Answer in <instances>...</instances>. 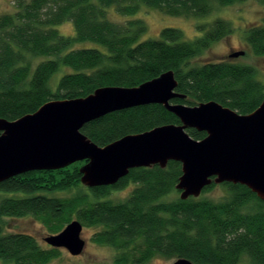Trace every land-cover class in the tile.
I'll list each match as a JSON object with an SVG mask.
<instances>
[{"label": "trees", "instance_id": "obj_1", "mask_svg": "<svg viewBox=\"0 0 264 264\" xmlns=\"http://www.w3.org/2000/svg\"><path fill=\"white\" fill-rule=\"evenodd\" d=\"M245 1L16 0L14 12L0 14V118L15 121L47 102L87 97L101 87H137L168 71L175 73L177 92L186 96L174 103L216 101L251 114L264 100L255 67L195 61L234 32L230 22L199 25L202 35L194 39L169 27L153 39L137 17L143 8L170 17H205ZM112 12L125 19H111ZM66 23H72L73 35L59 31ZM245 39L255 56H264V20L248 29ZM168 124L181 122L154 104L111 113L82 132L106 146ZM187 132L196 140L206 136ZM84 164L30 172L0 184V264H54L62 256V249L43 247L31 234L6 231L7 219L25 217L40 221L50 235L73 220L97 228L93 241L117 251L112 264H147L156 257L188 258L194 264H242L248 258L251 264H264V202L247 187L223 183L229 195L222 201L182 200L176 189L182 166L171 161L165 169H133L115 186L87 187L86 192L80 173ZM130 185L125 200H111L114 190ZM216 186L206 187L202 195ZM72 190L73 196H61Z\"/></svg>", "mask_w": 264, "mask_h": 264}, {"label": "water", "instance_id": "obj_2", "mask_svg": "<svg viewBox=\"0 0 264 264\" xmlns=\"http://www.w3.org/2000/svg\"><path fill=\"white\" fill-rule=\"evenodd\" d=\"M244 52L230 54V59ZM174 71L137 87L108 86L83 98L50 101L35 113L15 121L0 118V184L36 171H56L78 162L81 183L88 188L115 186L131 170L181 163L176 185L180 199L199 198L213 183L239 184L264 202V100L251 114H240L216 101L187 106L174 103L186 96L177 92ZM163 105L181 122L139 134H129L106 146L93 142L82 130L111 113L147 105ZM205 132L201 140L187 130ZM83 225L70 222L44 241L73 256L86 247ZM173 264H194L179 258Z\"/></svg>", "mask_w": 264, "mask_h": 264}, {"label": "rangeland", "instance_id": "obj_3", "mask_svg": "<svg viewBox=\"0 0 264 264\" xmlns=\"http://www.w3.org/2000/svg\"><path fill=\"white\" fill-rule=\"evenodd\" d=\"M16 0H0V14L11 13L15 10ZM137 17L142 18L147 26V36L149 38H159L162 29L176 28L183 32L186 39H194L202 33L198 30L199 25L212 24L216 19H222L231 23L234 32L214 43L211 48L204 52L195 61L197 64L216 63L222 61H233L238 64L251 65L258 70L256 78L264 84V56H255L245 39V32L259 26L264 20V5L258 0H248L235 3L231 6L215 9L211 14L205 17L182 18L170 17L154 9L143 8ZM115 21H123L125 18L112 12L110 16ZM64 35H73L74 28L72 23H66L58 27ZM86 44L85 46H92ZM244 52L243 56L236 59H230L232 52ZM82 167V166H81ZM133 185L126 189L114 190L111 195L113 202H121L130 194ZM88 192V188L83 186ZM76 190L61 194V196H73ZM228 188L223 184L217 185L214 189L204 193L201 197L222 201L228 198ZM8 196V195H3ZM179 197V195H177ZM0 194V198H1ZM6 231L8 233H28L36 237L43 247H50L44 239L49 236V232L44 225L34 217L7 219ZM97 228L83 226L82 238L86 241L84 252L79 256L71 255L67 250L62 249V256L54 264H112L117 251L105 245H99L93 241ZM175 258L156 257L147 264H173ZM242 264H251L248 258H244Z\"/></svg>", "mask_w": 264, "mask_h": 264}, {"label": "flooded vegetation", "instance_id": "obj_4", "mask_svg": "<svg viewBox=\"0 0 264 264\" xmlns=\"http://www.w3.org/2000/svg\"><path fill=\"white\" fill-rule=\"evenodd\" d=\"M232 53H235V52H232ZM232 53H231V54H232ZM229 56H230V55H229Z\"/></svg>", "mask_w": 264, "mask_h": 264}]
</instances>
